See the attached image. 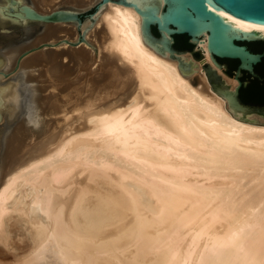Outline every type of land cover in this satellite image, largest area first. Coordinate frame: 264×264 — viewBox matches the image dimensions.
<instances>
[{"label":"bare ground","instance_id":"bare-ground-1","mask_svg":"<svg viewBox=\"0 0 264 264\" xmlns=\"http://www.w3.org/2000/svg\"><path fill=\"white\" fill-rule=\"evenodd\" d=\"M98 4L82 24L24 11ZM141 26L119 0H0V240L31 243L12 264H264V115L213 90L206 63L229 91L238 81L206 36L202 60L177 55L193 62L184 74ZM16 75L34 108L10 127Z\"/></svg>","mask_w":264,"mask_h":264},{"label":"water","instance_id":"water-1","mask_svg":"<svg viewBox=\"0 0 264 264\" xmlns=\"http://www.w3.org/2000/svg\"><path fill=\"white\" fill-rule=\"evenodd\" d=\"M109 0H104V2ZM124 5L133 6L142 17L141 34L144 41L158 53L179 60V67L184 74L191 73L193 62H183L178 54L190 52L196 60H202L204 53L197 43L205 40L211 58L216 66L222 69L229 78L238 81L235 91H229L218 71L209 63L202 67L205 69L213 90L222 98L227 99L229 106L241 113H257L264 115V103H245L239 96L241 86L249 81H242L244 71L256 75L254 65L259 63L263 53L251 52L246 45L238 42L264 41V0H163L164 5L160 11L162 0H119ZM100 4L85 16L93 19ZM91 10V9H90ZM26 16L32 20H61L60 18L74 19L83 23V14L53 11L41 15L25 8ZM25 24V23H24ZM153 27L158 31L154 34ZM82 35V33H80ZM188 35L193 49L179 50L174 47V35ZM49 43V42H46ZM55 46V45H53ZM198 47V48H197ZM38 48V47H37ZM32 50H35L32 49ZM29 53L26 51L22 56ZM198 53L199 56H195ZM220 59H237L240 61L233 75L226 72V65Z\"/></svg>","mask_w":264,"mask_h":264},{"label":"rangeland","instance_id":"rangeland-1","mask_svg":"<svg viewBox=\"0 0 264 264\" xmlns=\"http://www.w3.org/2000/svg\"><path fill=\"white\" fill-rule=\"evenodd\" d=\"M93 7V6H92ZM95 8L93 7L91 10H89V9H87V10H84V11H82V12H84V14H83V20L85 21L86 19H90V18H88L87 16H85L86 14H88V13H90V12H92L93 10H94ZM29 28H30V23H27V24H18L16 27H14L13 29H12V35H14V37L17 39V41L16 42H23V41H25V40H27L29 37H30V33L28 32V30H29ZM26 29V30H25ZM5 33V31L4 30H2V29H0V36H2L3 34ZM6 33H8V32H6ZM11 33H8V34H11ZM80 33H81V31H80ZM60 36H63L64 38H68V36H66L64 33H61L60 34ZM8 37H4V41L7 39ZM0 39L1 40H3V38L2 37H0ZM61 39V38H60ZM59 39V40H60ZM23 40V41H22ZM59 40H50V42L49 41H47V42H49V43H55V41H57L56 42V49L57 48H61V45H58L60 42H62L61 40H60V42H59ZM4 41H3V43H4ZM0 44V49H2V48H4L3 46H4V44ZM78 45V44H77ZM59 46V47H58ZM54 49H55V46L53 47ZM62 48H64V47H62ZM66 62V61H65ZM222 70V69H221ZM223 72V71H222ZM222 74H224V73H222ZM224 76H226L225 74H224ZM12 80L14 81V87H15V89L18 91L17 92V97H16V101H17V103H16V105H11L12 107H14L15 109H14V113H13V115L12 114H9L8 115V112L6 113V118H5V121H6V123H5V125H7L8 124V126H10V127H12V125H13V121L14 120H20V119H22V118H27L28 116H29V114L33 111V108H34V105H31V103H30V87H29V85L28 84H26L25 82V79L24 78H19V76H13L12 77ZM13 87V88H14ZM85 88H87L86 86H85ZM27 92V93H26ZM23 94V95H22ZM25 95V96H24ZM22 96V97H21ZM27 97V98H26ZM18 99V100H17ZM25 99V100H24ZM24 100V101H23ZM24 103V104H23ZM22 104V105H21ZM30 108V109H29ZM1 136V135H0ZM0 139H1V137H0ZM9 221V219L7 220V221H5L6 223H4V227H3V231H2V233L1 234H3L2 236H5V232H6V236L5 237H7L8 235H7V230L9 229V227H6V225L7 224H10V223H12V222H8ZM8 222V223H7ZM8 226V225H7ZM5 228V229H4ZM7 229V230H6ZM11 229V228H10ZM4 230H5V232H4ZM11 232H12V230H10ZM9 231V232H10ZM12 233H15L14 231L12 232ZM12 233H9V235L10 234H12ZM16 234V233H15ZM16 236V237H15ZM15 236H13V235H10V237H12V239H9V237H7L8 238V240L6 239V243H5V241L4 242H2L1 240H0V259H1V261L3 260H5L3 263L4 264H12V263H16V261L14 260L15 259V256L16 255H18V254H23V256L24 255H27L28 254V252H29V250L27 251L26 249H29L30 247L27 245V244H31L30 243V240L27 242V241H25V242H27V243H25V242H23V241H21V240H19V238H20V236L18 237V235H15ZM17 238V239H16ZM9 242V243H8ZM4 243V244H3ZM5 244H7V245H5ZM9 244V245H8ZM14 244V245H13ZM16 244V245H15ZM25 244H26V246H25ZM13 246V250H12V247H10V246ZM7 246H9V248L7 247ZM21 246H22V248H21ZM27 246L29 247V248H27ZM7 247V248H6ZM7 250H8V252H7ZM10 250V251H9ZM15 250H17V251H15ZM24 250H26V251H24ZM14 251V252H13ZM24 251V252H23ZM11 252V253H10ZM13 252V253H12ZM19 252V253H18ZM25 252H27V254L25 253ZM30 253V252H29ZM12 254V255H11ZM15 254V255H14ZM21 254V255H22ZM12 256L14 257V258H12ZM22 256V257H23ZM6 258V259H5ZM15 262H14V261ZM7 261H8V263H7ZM10 261V262H9Z\"/></svg>","mask_w":264,"mask_h":264},{"label":"flooded vegetation","instance_id":"flooded-vegetation-1","mask_svg":"<svg viewBox=\"0 0 264 264\" xmlns=\"http://www.w3.org/2000/svg\"><path fill=\"white\" fill-rule=\"evenodd\" d=\"M153 32L158 36V31L153 27ZM174 47L179 50L193 49L194 45L190 43V37L188 35H174ZM244 44L247 48L254 53L264 54V41H245L238 42ZM195 56H199L195 53ZM218 61L226 65V72L233 75L234 68L237 69L240 61L237 59H220ZM254 71L256 75H252L249 72L244 71L241 80L249 81L247 85L241 86L239 90V96L245 103H264V55L259 63L254 65Z\"/></svg>","mask_w":264,"mask_h":264},{"label":"trees","instance_id":"trees-1","mask_svg":"<svg viewBox=\"0 0 264 264\" xmlns=\"http://www.w3.org/2000/svg\"><path fill=\"white\" fill-rule=\"evenodd\" d=\"M238 61V60H237ZM234 70H236L235 68H234Z\"/></svg>","mask_w":264,"mask_h":264}]
</instances>
